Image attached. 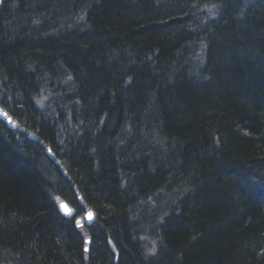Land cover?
<instances>
[{
    "label": "trees",
    "instance_id": "trees-1",
    "mask_svg": "<svg viewBox=\"0 0 264 264\" xmlns=\"http://www.w3.org/2000/svg\"><path fill=\"white\" fill-rule=\"evenodd\" d=\"M0 104L23 127L0 121L16 262L264 264V0H1Z\"/></svg>",
    "mask_w": 264,
    "mask_h": 264
},
{
    "label": "bare ground",
    "instance_id": "bare-ground-1",
    "mask_svg": "<svg viewBox=\"0 0 264 264\" xmlns=\"http://www.w3.org/2000/svg\"><path fill=\"white\" fill-rule=\"evenodd\" d=\"M0 5H1V0H0ZM81 22H82V26H79L78 27V29H77V31H79V30H89L90 32H91V25H90V22H89V20H87L86 19V15H83V17L81 18ZM59 106V105H58ZM0 107L2 108V110H4L5 112H6V114L5 115H0V121L2 122V123H4L9 129H11V130H14L15 128H16V126H20L19 125V123L17 122V118H16V116H14L13 114H11L10 112H8L5 108H3L2 106H1V104H0ZM60 108H61V106H59ZM74 111H75V114L77 115V116H79L80 114H79V112L74 108ZM89 111H87L86 112V120H85V122H86V125H83V126H81V128H83L82 130L85 132V131H87V130H89V131H91V132H93L95 135H97V136H99V137H102V138H104L103 136H105V141L107 142V141H109V140H114L115 142H117V141H121V142H124V139L125 138H121V136H120V133L117 131V128L115 127H111L110 125H108V127L107 128H105V127H103V129L107 132V133H104L103 132V130L101 129V127L99 126L98 127V130L97 129H95L94 127H91V124L93 123V122H95L96 121V117L97 116H100V117H102L103 115H104V113H103V111H101L100 113H97V114H94L93 112L91 113H88ZM99 114V115H98ZM63 117V116H62ZM102 119H104V116L102 117ZM114 125H117V126H119L120 124H121V122H123V121H121L122 119L121 118H119V114L118 115H116V117H114ZM118 120V121H117ZM62 123H64V120H62L61 121V123H58V124H60V126H62V128H64L65 130L64 131H68V130H70V127H67L66 126V123L65 124H62ZM126 124V123H125ZM21 128H23L22 126H20ZM123 132H124V130H123ZM26 138L28 139V140H30V139H35L36 138V134H34L33 132H28L27 134H26ZM120 138V139H119ZM37 141L40 143L39 145L42 147L43 145L41 144V141L42 140H40V139H38L37 138ZM112 142V141H111ZM115 142L113 143V145L115 146ZM21 144H18V145H16L15 147H14V152L17 154H20V155H18V156H22L23 157V159H24V156L23 155H21V153L23 152L22 151V147L24 148V146H23V144H24V142H20ZM43 150L44 151H42V152H40L39 153V157L40 158H42V157H46V159H51L52 160V151H51V149H50V147L47 145V146H44V148H43ZM51 151V153H50V151ZM36 159V158H35ZM54 162H53V164H58L59 163V161H58V159H54L53 160ZM35 166V168L37 169V170H39L42 174H45V175H49V171H50V168L51 167H48V169L46 168V167H41V166H39V165H34ZM56 166H58V165H56ZM62 170V171H61ZM59 171H61V173H64L65 172V169L63 168V166L62 165H59ZM67 180H68V182L72 185L73 184V182L69 179V178H67ZM65 184V183H64ZM66 185V184H65ZM74 186V185H73ZM53 191H55V192H59V191H57V189H53ZM163 195H165V189H162V192H161ZM73 197H75V198H77V200L78 201H82V199H83V196H82V194L80 193V191L77 189V188H74L73 189ZM59 202H63L64 203V205H67L70 209H71V212H72V206H71V204L69 203H67V201L62 197V198H60L59 199ZM58 202V210H59V212H61V214H63L64 216H69L70 214H68V215H66V214H64V211L62 210V208H61V205H60V203ZM66 206V207H67ZM93 211L91 208H86L85 210H84V213H82L83 215L81 216L82 218H81V220H83V221H81L80 219H77V222H79V223H77L76 222V226L78 227L77 229H79V230H82V226H86V225H88L90 222H86L85 221V218H84V214L86 213V212H88V211ZM93 215H94V211H93ZM91 220H92V218H91ZM85 235V234H84ZM85 238H84V248H83V251H82V254L84 255V256H86L87 257V252H88V244H89V242H90V239H89V237H88V235L86 234V236H84ZM139 240H144V237L142 236H140V239ZM145 254H143V256H144ZM14 256H16V254H13L12 255V252H10V251H8L7 249H5V248H0V264H22V262L20 261V260H18V262H16L12 257H14ZM85 257V258H86Z\"/></svg>",
    "mask_w": 264,
    "mask_h": 264
},
{
    "label": "water",
    "instance_id": "water-1",
    "mask_svg": "<svg viewBox=\"0 0 264 264\" xmlns=\"http://www.w3.org/2000/svg\"><path fill=\"white\" fill-rule=\"evenodd\" d=\"M5 114H6V112L4 110H2V108L0 107V115H5ZM50 153H51V151H50ZM59 203L61 205L62 210L64 211V214L68 215L71 213V209L67 205H64L63 202H59ZM92 217H93V211H91V210L84 214V218H85L86 222H90ZM81 221H83V220H81Z\"/></svg>",
    "mask_w": 264,
    "mask_h": 264
},
{
    "label": "snow or ice",
    "instance_id": "snow-or-ice-1",
    "mask_svg": "<svg viewBox=\"0 0 264 264\" xmlns=\"http://www.w3.org/2000/svg\"><path fill=\"white\" fill-rule=\"evenodd\" d=\"M77 223H79V222H77Z\"/></svg>",
    "mask_w": 264,
    "mask_h": 264
},
{
    "label": "rangeland",
    "instance_id": "rangeland-1",
    "mask_svg": "<svg viewBox=\"0 0 264 264\" xmlns=\"http://www.w3.org/2000/svg\"><path fill=\"white\" fill-rule=\"evenodd\" d=\"M81 220V219H80Z\"/></svg>",
    "mask_w": 264,
    "mask_h": 264
}]
</instances>
